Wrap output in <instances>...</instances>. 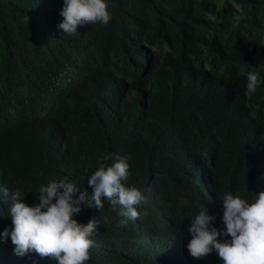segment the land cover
I'll return each instance as SVG.
<instances>
[{
    "label": "trees",
    "instance_id": "16d2710c",
    "mask_svg": "<svg viewBox=\"0 0 264 264\" xmlns=\"http://www.w3.org/2000/svg\"><path fill=\"white\" fill-rule=\"evenodd\" d=\"M106 3L107 25L68 36L63 0H0V188L29 206L52 181L87 190L73 218L99 225L84 264H223L189 254L186 223L205 211L223 228L222 196L260 187L264 0ZM246 71L262 79L248 98ZM109 153L131 154L122 183L143 197L126 226L105 197L102 210L87 207L88 178L115 162ZM10 203L0 193V232L11 230ZM0 264L57 261L16 255L9 236Z\"/></svg>",
    "mask_w": 264,
    "mask_h": 264
},
{
    "label": "clouds",
    "instance_id": "9594fccd",
    "mask_svg": "<svg viewBox=\"0 0 264 264\" xmlns=\"http://www.w3.org/2000/svg\"><path fill=\"white\" fill-rule=\"evenodd\" d=\"M63 4L60 11L63 19L57 27L68 36L77 33L78 25L97 21L107 25L111 19L106 0H63ZM261 45L264 46V33ZM241 75L247 76L246 92L242 96L248 98L255 94L262 79L255 72L246 71ZM171 107L179 108V102L172 101ZM113 157L115 162L111 166L98 161V169L89 176L87 183L92 192L87 207L102 210V197H105L114 209L120 206L118 214L126 218L121 222L126 226L129 219L138 217L135 205L143 197L137 188L122 183L128 178L127 161L131 154L109 153L104 159ZM259 175L260 187L251 197L230 192L222 196L225 227L216 228L212 222L215 217L205 211L186 223V235L191 236L187 249L192 257L200 259L216 252L223 264H264V161ZM0 193L4 201L11 202L8 215L12 224L11 230L6 227L0 232V237L10 236L16 255L34 251L41 257L54 258L57 264H84L90 259L88 250L94 246V241L89 237L97 232V218L89 219L86 224L73 218L81 212V205L88 197L87 190H78L64 179L52 181L39 188L38 202L32 206L23 202L26 193L19 190L2 187ZM215 207L220 209V206ZM220 237L230 239L221 241Z\"/></svg>",
    "mask_w": 264,
    "mask_h": 264
}]
</instances>
